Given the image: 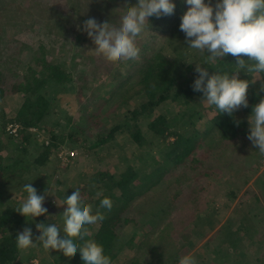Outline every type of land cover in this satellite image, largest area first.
<instances>
[{
  "label": "trees",
  "instance_id": "obj_1",
  "mask_svg": "<svg viewBox=\"0 0 264 264\" xmlns=\"http://www.w3.org/2000/svg\"><path fill=\"white\" fill-rule=\"evenodd\" d=\"M116 1H122L123 7L126 4L137 3V0H16L15 4L11 0L0 1V134L7 133L11 145L10 151L3 153L6 142L0 136V264H22L20 261L22 250L17 248L16 235L24 227L32 229L33 237L41 234L35 227L38 223L37 217L26 218L15 211L22 202L8 199L7 186L13 185L15 181L18 183L22 181L20 188L25 195L23 185L26 183H32L37 191L42 190L44 184L33 182L34 177L31 181H27V177H29L27 174L31 173L32 168H42L49 164L50 156L58 152L65 137L86 152H91L106 143H113L119 137L124 138L133 150L146 144H152L154 141L167 144L163 161H158L150 152L143 158V185L139 187L141 190L134 189L133 181L139 174H136L137 172L127 159L119 160L116 174H108L104 171L95 173L93 174V184H88L91 188L92 198L87 203L92 205L94 214L99 210L105 218L92 228L86 225L90 232L86 239H92L101 244L113 264H115L114 259L117 252L122 247L121 238L124 228L128 227L130 223L137 225L133 214L138 209L129 208L134 198L147 193L163 182L171 184L177 180V174L187 178L189 183L183 189L179 188L173 191L170 194V201L164 203L163 215L156 221V224L161 223L163 228L157 240L164 238L166 241L163 240L161 245L166 246V242H170L172 238L170 235L174 230V234L179 236L178 238L174 237L175 242L179 239L174 248L181 251L187 247V244L192 245L194 241L197 242L198 238H202L216 225L212 216L202 214L200 211L197 213L198 216H195L193 211H190L186 218L180 220L178 232L174 227L178 220L177 215H180L177 212H180L181 206H184V210H186L188 205L191 206L190 199L193 203L192 206L198 204L197 193L204 190L203 184H211V182L201 180V175L211 176L210 169L204 166L202 160L205 156L199 158L193 155L195 152L193 150L203 145L194 144V139L200 134L195 128V124L204 115L203 107L198 104L197 98L203 100V93L194 91L192 88L198 73L192 76L189 73L186 74L185 71L186 68H195V63H201L202 67L207 68L209 75L217 71H231L236 58L228 54L221 60L204 64V59L208 54L188 48L185 43V34L179 29L181 17L190 6L186 0H173L175 4L173 14L162 15L159 18L154 15L150 16L145 28V31L151 29L162 34L161 40L166 47V55L162 53V50H157L155 45L150 46L147 37L150 38L154 34L149 32L145 34L146 36L143 35L145 38H139L141 45L138 46L140 54L137 59L110 62L103 55L93 53L96 46L87 33L81 30L83 23L75 28H68L67 23L73 14H78L77 16L85 20L92 17L82 14L79 7L82 4L89 9H94V18L97 22L103 23L108 19L106 9L110 10L112 14L111 9L117 7ZM209 2L214 5L217 0H205V3ZM13 6L19 8L16 9L21 13L19 19L6 15L8 8L13 11ZM101 7L105 11H101ZM33 28L40 31V35L49 36L47 37L49 43L45 44L39 41L36 46L28 47V60L22 63L20 53L25 51L24 44L26 42L17 35ZM17 42L20 45L16 44ZM50 43L53 46H50ZM65 55H69L67 60ZM94 58L99 59L101 64L97 63L93 67L92 78L97 81L102 74L104 79L94 87H90L91 93L86 94L83 88L76 87L70 71L75 69V74L85 75L83 68L78 67L79 64H86L87 61V64H90ZM244 58L247 59V57ZM189 61L192 63H187ZM21 65L22 69H20ZM14 73L16 76L13 80V95L19 96L21 105L14 117H8L1 105V98L7 81L6 77H10L12 80ZM253 75L256 74L241 70L240 79L252 81ZM259 88L260 79H257L255 83H250L247 92L249 106L239 109L234 113V116L218 113L215 106H212L215 113L208 126L211 131L216 130L228 142L233 140L240 142L243 137L247 138L249 131L247 117L251 114L252 106L264 96V92L257 94ZM65 92H74L77 103L82 104L79 116L82 121L85 120L92 126L90 122H93V117H97L95 127L92 126L94 134L88 135L84 132L82 129L84 122L65 113L59 114L58 96ZM113 97H116L114 103L108 104ZM166 102L170 103L174 109L171 107L170 111L165 109L164 112H159L158 106ZM197 104L199 107L196 106ZM52 117H56V119L50 120ZM234 118L241 121L239 126L234 124ZM184 119L188 121L186 133L178 131L177 128V125ZM105 120L109 121L108 125ZM49 121L57 130L48 132L50 138L46 142L41 139H36L37 142H35V135L38 134L31 132L28 128L33 127L37 131H44L43 126ZM13 122L20 124L17 136L6 129V126ZM77 135L79 137H76ZM13 148L15 152H13ZM254 149L253 156L263 160L264 155H261L255 147ZM32 151L34 152L32 158L31 156L28 158L27 156ZM189 154L190 161L186 162L184 157ZM55 159L57 158L55 157ZM186 163L189 164L186 165ZM172 166L174 173L170 176L169 174L173 170ZM186 169L194 173V178L187 177L189 171ZM104 197L111 199V210L100 208V202ZM61 201L64 203V200ZM148 205L152 209L156 206L153 204L151 206V203L145 204V206ZM60 209L63 211L64 208ZM142 211L145 213L147 211L140 209L139 213L145 216ZM174 213L177 214L175 220L171 218ZM195 219L198 220L197 223L193 221ZM40 222L45 223L44 220ZM57 222H62L60 226L62 230L64 224L62 214H59ZM250 223L245 221L238 226H233L234 228L227 226L219 231V236L221 234L226 244L225 248H221L224 255L232 254L230 250H227L230 243L232 244L229 240L231 232L236 228L238 231L240 229L246 231L249 229ZM140 224L139 226H142V223ZM152 234L153 229L147 232L148 237ZM148 237L143 240L142 245H148L149 251L158 248V245L153 244V241L148 242ZM161 245L160 248H162ZM137 247L139 248L140 244ZM51 250L53 254V258L49 262L51 264H84L79 251L74 256L67 257L62 251ZM30 263L29 257L23 258V264ZM127 264H145V262L137 257L130 259Z\"/></svg>",
  "mask_w": 264,
  "mask_h": 264
},
{
  "label": "rangeland",
  "instance_id": "obj_2",
  "mask_svg": "<svg viewBox=\"0 0 264 264\" xmlns=\"http://www.w3.org/2000/svg\"><path fill=\"white\" fill-rule=\"evenodd\" d=\"M0 1L4 2L6 0ZM11 2L15 4L16 0H11ZM106 4L109 5L108 3ZM116 4L117 7L111 9L113 11L112 14L110 10L106 9V15H108L107 20L110 22V24L113 25L119 24L120 17L124 12L123 2L116 1ZM17 7L18 6H13V11L11 10V8H8L9 10L7 9L8 11L6 15L19 19L21 17V13L16 11V9H19ZM79 7L83 15H90L92 17L89 18H94V9H89L84 4ZM100 10L105 11V9L102 7ZM77 15H71L70 20L67 23L68 28H75L85 21V19L80 18ZM149 32L150 34H154L150 38L147 37L150 46L155 45L157 50H162V53H165L166 55V47L161 40L162 34L151 29H149L148 31H144L142 36L138 37V46L141 45L139 38H145L143 37V35L146 36L145 34H148ZM17 36L25 40L26 42L24 44L25 51L22 50L23 52L20 53L22 63H25L28 60V47L32 48L36 46L37 42L39 41L45 44L49 43L47 42V37L49 36H46V34L45 36L40 35V31H37L34 28L29 29L24 33H20ZM16 44H19V42H17ZM21 45L23 46V44ZM53 45H51L50 43V46ZM94 52L97 55L100 54L95 49L93 53ZM68 56L69 55H65L66 60ZM87 62L86 64L80 63L78 66L81 69L83 68V70L85 71V75L75 74V69L70 72L72 73L71 78L75 82L76 87H81L84 89V92L86 94H90L92 90L89 88L92 86L94 87L95 84H98L100 81H102L104 79V75L101 74L99 80L94 81V79L92 78L93 67L97 63L101 64L100 60L94 58L92 63L87 64ZM85 67L87 68L86 70ZM22 68L23 66L21 65L20 69ZM186 69V74L189 73L192 76L197 74L195 68ZM15 76L16 75L14 73V79L11 78L12 80H10V77H6L7 81L3 89V97L1 98V105L4 107L5 113L8 117H14L19 111L21 105L19 96L13 95L12 88ZM58 98L60 105L57 109L59 114L65 113L80 120L81 122H84L83 124L78 122L79 124H82V129L84 130V132L88 135L94 134L92 132L94 131L93 127H95V121L97 122V117H93V122H90L93 127L89 124V122H85V120L82 121L80 119V106L82 104L79 103V105L77 103L75 93L65 92L59 95ZM115 98L116 97L111 98L108 104H113ZM197 99L198 104L203 107L204 115L195 124V128L200 132V134L197 138L194 139V144L203 145L201 147H198L197 149L195 148L196 150H193L195 151L193 155H195V157L198 156L199 158L205 156L202 160L204 162V166L207 169H210L211 176L201 175V180H206L207 182H211V184H203L204 190L202 189L197 193L198 204L192 206L193 203L190 199L189 202L191 203V206H187V211L184 210V206H181L180 212H177V214L180 213V215L178 216L176 213H174L171 216V218L174 220L176 219V215L178 218L175 226V221L172 223V225L177 230L181 223L180 220L184 217L186 218V216L189 215L190 211H193L195 216L197 215L198 211H200L202 214H208L209 216H212L214 218L216 225H214L213 229L208 231L202 238H198L197 242L194 241L193 243L201 244L203 240H205L204 242L208 241L206 244L204 243V247L207 252L203 253L202 251H204V247L201 249L200 246H198L195 248V250L197 249V251L194 250L195 252L193 251V254L191 253V255L196 258L198 264H201L202 260H204V262H207L208 264H212V262L213 264H264V159L261 160L258 157L253 156V152H255V149L247 138L243 137L240 142H236V140L228 142L225 141V139H223L218 134V132H216V130L211 131L210 127L208 126L211 123V117L214 115L215 111L212 109V106L207 104L206 101H202V99L199 98ZM104 104H106V102H104ZM198 104L196 106H198ZM171 107L172 105L166 102L158 106V111L164 112L165 109H168L170 111L173 108ZM95 114H97V112H95ZM81 115L85 117L84 114L81 113ZM52 119L55 120L56 117H52L50 120ZM105 122L106 125H108L109 121L105 120ZM187 122L188 121L186 119L182 120L181 123L177 125L178 131L186 133L188 130ZM43 127L44 131H37V129L35 128L29 129L31 132L38 134L35 135V142H37L36 139H41L46 142L47 139L50 138L48 132L51 130L55 132L57 130L56 127L54 129L51 121L45 123ZM7 135V133L0 134V136L5 139L6 142V148L3 149V153H8L11 149V145L9 144ZM76 137H79V135H77ZM18 140L19 138L17 139V141ZM114 141L115 142L113 143H106L103 146L96 147L95 149L91 150V152H86V150L79 148L77 145L75 146V144H72V141H69L65 137L58 152H55L50 156L49 164H46L42 168L31 169V173L27 174L29 176L27 177V181H31L32 177H34L35 180L33 179V182L36 181L38 182V184L39 182L44 184L42 190L40 189L39 191H37V193L38 195H45L43 206L48 209V213L46 215L37 217L36 221L38 223H40V221L42 220H44L46 225L56 223L59 214H62V212L66 208L61 200H65L68 195L72 194V192L75 190L73 189L74 186L80 188L81 196L86 203L90 201V199L92 198V192L88 184H93V174H97L98 172L102 171L108 174H116L118 171L117 166L119 167V160L121 159L129 160L132 164L133 169L137 172L136 174H139V176L134 179L133 185L134 189L141 190L139 187L143 185V158L151 153L158 161H163L164 154L167 150L166 143H157L156 141L152 142V144H146L135 150H133L127 144L126 140L122 137H119ZM70 151L73 152V155H69ZM13 152H15L14 148ZM60 152H62L63 157L59 155ZM30 154L27 156L28 158H30V156L32 158L34 152H30ZM55 157L57 159H55ZM190 157V154L184 157V159H186V162L190 161ZM187 164L189 163H186V165ZM173 166L171 168L173 170L169 174L170 176L174 173ZM187 173L188 178H194L193 172L189 171ZM175 174L173 175V177L175 176ZM176 179L177 180H175L171 184H166L164 182L158 184L147 193L134 198L132 204L130 205L131 207L129 206V208H134L135 210L138 209V211L133 214V218H135L134 221L137 223V225L135 226V223L134 225L130 223L128 227L124 228V232L122 233L121 238L122 247L119 249L114 259L115 264H127L130 259L137 257L143 260L145 264H171L170 261L171 259L173 260V252L175 251L174 247L177 246L176 242L179 240L178 239L175 242L174 237L178 238L179 236L178 234L175 235L174 230H172V236L170 235V237L172 238L170 242H166V246L161 245L166 240L164 238V241L162 239L157 240V238L161 235V230L163 228L161 227V223L156 224V221L162 217L164 203H166V201H170V194L179 188L183 189L185 185L189 183L188 179L183 177L182 175L180 176V174L176 175ZM21 184L22 181H20V183L15 181L13 185L7 186L6 195H8L7 197H9V200H12L14 202H18L20 200V202H22V200L26 199L27 193L26 195L23 194L20 188ZM46 192L48 194H46ZM255 193L259 195L257 199L256 197H254ZM231 196L233 197V199L237 196L238 198L236 201H240L239 199H241V202H244L242 204V207L248 208L247 211H245L246 213L243 216V220L236 216L237 213L235 214V212L237 211L235 207L231 208V202L229 201ZM251 199L254 202H252V204H249L251 203ZM255 199L260 200V202L258 203V201H256ZM56 201L59 206L57 205ZM148 203H151V206L152 204L153 206H156H154L153 209L149 205V207L145 206V204ZM256 206L258 208L257 211L254 210V207ZM61 207L64 208L63 211H61ZM140 209H144L147 211L146 213L142 211L145 213V216L142 213H139ZM244 220L246 222L249 221V223L251 222L248 227L249 229H246V231L240 229L238 231L236 228L231 232V234L229 235V240L232 242V244L230 243L229 248L227 247V250H230L232 254L224 255L221 248H225L226 244L224 238L221 237V234L219 236V231L221 229L223 230L224 227L227 228V226L228 228H234L233 226H238L242 222H245ZM193 221L195 223L198 222L197 219ZM140 223H142V226H139L141 225ZM256 223L259 224V228L258 225L255 227H251ZM57 224L61 226L62 222H57ZM96 225H98V222L89 226L92 228ZM152 229L153 234L148 237L147 232ZM146 237H148L149 243L153 241V244L156 243L158 245V248L149 251L147 249L148 245H142V242ZM33 239L35 241V237H33ZM35 243V247L22 250V256L20 260L22 261V264L23 258L26 259L28 257L30 258V264H51L49 262L53 258V254L51 253L52 250H45L38 241ZM138 244H140L139 248L137 247ZM160 245L162 248H160ZM206 247L208 249H206Z\"/></svg>",
  "mask_w": 264,
  "mask_h": 264
},
{
  "label": "clouds",
  "instance_id": "obj_3",
  "mask_svg": "<svg viewBox=\"0 0 264 264\" xmlns=\"http://www.w3.org/2000/svg\"><path fill=\"white\" fill-rule=\"evenodd\" d=\"M186 2L190 7L182 15L179 29L185 34L188 48L207 53L204 64L221 60L228 54L236 58L231 71H217L212 75L201 63H195L198 75L192 88L202 92V101L215 106L218 113L234 116L236 111L249 106L247 92L250 83L260 79L257 94L264 92V0H217L214 5L205 3V0ZM123 9L118 25L110 24L108 20L99 23L95 18H88L81 29L96 46L94 49L110 62L137 59L140 54L137 39L144 33L148 18L172 15L175 4L173 0H137L135 4H126ZM241 70L256 75L252 81L240 79ZM247 120V139L264 155V96L252 106ZM233 122L239 126L241 121L234 118ZM73 189L63 203L67 206L62 212L63 229L57 223H37L35 227L41 234L34 241L32 229L24 227L16 235L17 248L35 247L38 241L45 250H59L67 257L79 251L84 264H113L101 244L86 239L90 235L86 225L103 221L104 215L99 210L93 214V207L84 201L80 188L74 186ZM23 190L27 197L15 211L32 219L46 215L45 195H38L32 183L24 184ZM100 208L111 210V199L104 197ZM179 264L198 262L189 254L182 256Z\"/></svg>",
  "mask_w": 264,
  "mask_h": 264
},
{
  "label": "crops",
  "instance_id": "obj_4",
  "mask_svg": "<svg viewBox=\"0 0 264 264\" xmlns=\"http://www.w3.org/2000/svg\"><path fill=\"white\" fill-rule=\"evenodd\" d=\"M254 197H256V199L259 197V195H257V193H255V196ZM237 196L233 199V197L231 196V198H230V202H231V208H233V207H235V209H236V211L237 212H235V214H236V216H238L240 219H244L243 218V216L245 215V211H247V207H242V204L244 203V202H241L242 200L241 199H239L240 201H236L237 200ZM255 199V200H256ZM249 200V199H248ZM256 201H258V203L260 202V200H256ZM250 202L251 203H249V204H252V202H254L252 199L250 200ZM237 207V208H236ZM254 210L255 211H257L258 210V208H257V206L256 207H254ZM259 210H260V208H259ZM238 212H239V214H238ZM242 220H240V221H242ZM258 225V228H259V224H255L254 225V227L255 226H257ZM205 238H207V237H205ZM205 240H203V242L201 243V244H193V245H191V244H187V247H185L184 249H182L180 252L177 250V248L175 249L174 248V252H173V260L171 259V264H179V260H180V258L182 257V256H185V255H189V254H193V251L195 250V248L196 247H198V246H200V248L202 249L203 247H204V243L206 244L207 242H204ZM206 249H208L207 247H206ZM203 250L204 251H202L203 253L204 252H207V250H205V247L203 248ZM195 251H197V249L195 250ZM194 251V252H195ZM171 257H172V254H171ZM210 263V262H209ZM201 264H208L207 262L205 263L204 262V260H202V263Z\"/></svg>",
  "mask_w": 264,
  "mask_h": 264
},
{
  "label": "built area",
  "instance_id": "obj_5",
  "mask_svg": "<svg viewBox=\"0 0 264 264\" xmlns=\"http://www.w3.org/2000/svg\"><path fill=\"white\" fill-rule=\"evenodd\" d=\"M19 128H20V124L18 122L9 123L6 126V129L8 130V132L12 133L15 136H17V134H18V129ZM28 129H34V128L33 127H30ZM69 153H70L69 155H73V152L72 151H70ZM59 155L61 157H63L62 152H60Z\"/></svg>",
  "mask_w": 264,
  "mask_h": 264
}]
</instances>
